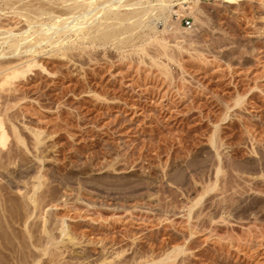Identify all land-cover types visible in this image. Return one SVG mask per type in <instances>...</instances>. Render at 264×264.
I'll return each mask as SVG.
<instances>
[{
  "label": "rangeland",
  "instance_id": "obj_1",
  "mask_svg": "<svg viewBox=\"0 0 264 264\" xmlns=\"http://www.w3.org/2000/svg\"><path fill=\"white\" fill-rule=\"evenodd\" d=\"M180 1L181 31L145 17L108 43L73 34L75 49L0 99L4 263L45 243V226L55 249L42 264H264V0H202L192 14ZM32 181L38 211L23 196Z\"/></svg>",
  "mask_w": 264,
  "mask_h": 264
},
{
  "label": "bare ground",
  "instance_id": "obj_2",
  "mask_svg": "<svg viewBox=\"0 0 264 264\" xmlns=\"http://www.w3.org/2000/svg\"><path fill=\"white\" fill-rule=\"evenodd\" d=\"M97 1L98 0H0V99L16 97L14 96V92L20 90L18 86L31 82L29 77L27 78L26 76L29 72H32V70L34 71V68L36 69V67H39V69L47 71L46 66L42 62L43 57L53 58V56L55 57L57 54H66L68 51L75 49L73 34L82 37L84 40L90 39L94 42L95 39L99 38L101 41L107 42L119 34L116 29L123 25L125 21L133 19L131 23V27H133L143 23V18L145 17L163 21L165 25L163 29H158L154 24L156 22L153 23L154 25L152 23L148 24L149 22L147 25L145 22V25L154 32H158L157 29L160 30L161 33H172V31L176 32L175 30H179V27H177L175 23L178 21L176 20L178 19L176 16L178 17L179 15V10L177 11L174 9L177 4L175 0H130L129 2L126 0H106L99 5L96 4ZM201 1L202 0H181L179 3L181 10L183 9L182 11H190L192 14L198 12L199 9L196 4ZM123 6L132 7V10L122 13L120 9ZM180 15L182 16V14ZM181 16L179 17L181 18ZM110 18H113L115 23H107L105 21L93 28V25L99 20H108ZM23 21L26 25L24 24V26H19V29H16L18 24ZM127 28H130V26L126 27V29ZM165 35H163V37L155 35L154 38L164 52L167 48H170L166 40L167 35ZM43 44L48 45V48H50L49 52H46L48 48H44V46H42ZM17 82L19 84H16ZM9 118L10 114H8L7 111L4 110L0 112V157L1 154H3V148L7 145L9 137L6 131V121H8ZM15 127L16 126H14L13 130L18 142L26 144V140L24 141L22 137L23 134ZM30 130L34 134L36 140L35 145L41 144L42 139L40 135L43 131L33 130V128ZM42 176L37 175L35 178H40ZM32 182V187L29 190L27 189V191L21 192H24L23 196L27 198L25 200H30L28 202H31L33 205L31 203L28 204L33 206L32 209L34 208L36 211L41 205L39 189L42 186V181ZM64 223L65 222L62 224L64 225ZM44 227L42 232L47 235L46 242L43 240L45 242L43 243L40 239H32L26 246L21 245L24 247L22 249H24L26 253L28 251L26 255V258H28H24L22 262L18 260L19 262L16 264H42V257L52 252L53 236L52 233L48 231L49 228L47 227V230L44 229ZM68 230L65 225L61 228L65 236L69 234ZM34 231H32V228L29 226L28 233L30 238L33 237ZM44 237L41 238L45 239L46 237ZM56 245L55 247H57ZM16 250L17 249H15V252ZM171 255L172 253H168L164 260H167ZM59 256L57 255L56 257L55 255L56 258ZM54 258L53 260H55ZM59 260L60 259L57 261ZM161 261L163 262V260L140 261V264H161ZM5 263L0 259V264Z\"/></svg>",
  "mask_w": 264,
  "mask_h": 264
},
{
  "label": "built area",
  "instance_id": "obj_3",
  "mask_svg": "<svg viewBox=\"0 0 264 264\" xmlns=\"http://www.w3.org/2000/svg\"><path fill=\"white\" fill-rule=\"evenodd\" d=\"M182 22H184L185 23V25L188 27V28H192L193 27V24H192V21H191V19L190 18H183L182 19Z\"/></svg>",
  "mask_w": 264,
  "mask_h": 264
}]
</instances>
